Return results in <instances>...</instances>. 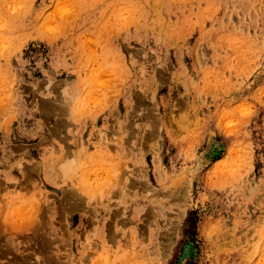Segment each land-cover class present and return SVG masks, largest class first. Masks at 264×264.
Masks as SVG:
<instances>
[{"label": "rangeland", "instance_id": "obj_1", "mask_svg": "<svg viewBox=\"0 0 264 264\" xmlns=\"http://www.w3.org/2000/svg\"><path fill=\"white\" fill-rule=\"evenodd\" d=\"M0 264H264V0H0Z\"/></svg>", "mask_w": 264, "mask_h": 264}, {"label": "bare ground", "instance_id": "obj_2", "mask_svg": "<svg viewBox=\"0 0 264 264\" xmlns=\"http://www.w3.org/2000/svg\"><path fill=\"white\" fill-rule=\"evenodd\" d=\"M187 248H188V247H187ZM187 248L184 249L183 253L189 252V251H188L189 248H188V249H187ZM185 255L187 256V254H185Z\"/></svg>", "mask_w": 264, "mask_h": 264}]
</instances>
